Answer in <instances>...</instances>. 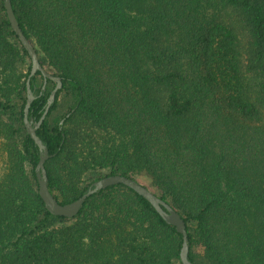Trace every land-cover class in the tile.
<instances>
[{
    "label": "trees",
    "instance_id": "trees-1",
    "mask_svg": "<svg viewBox=\"0 0 264 264\" xmlns=\"http://www.w3.org/2000/svg\"><path fill=\"white\" fill-rule=\"evenodd\" d=\"M11 1L63 82L37 129L53 195L145 178L185 219L194 264H264V0ZM31 67L0 0V264H182V234L125 184L71 218L47 209ZM30 84L37 122L56 82Z\"/></svg>",
    "mask_w": 264,
    "mask_h": 264
},
{
    "label": "water",
    "instance_id": "water-1",
    "mask_svg": "<svg viewBox=\"0 0 264 264\" xmlns=\"http://www.w3.org/2000/svg\"><path fill=\"white\" fill-rule=\"evenodd\" d=\"M5 7L7 10V14L12 25L13 30L17 34L19 40L21 41L22 45L28 51L31 60H32V67L31 73L29 75L27 81V101L24 110V122L27 128L28 133L31 137L35 140L36 144L40 150V159L36 166L37 172V179L39 183V193L47 207V209L53 212L56 215H61L65 217H74L76 216L84 201L91 195L97 193L98 191L107 188L108 186L115 185V184H125L132 188L134 191L145 197L150 203L155 207L158 213L166 220V222L173 224L176 226V229L179 233L183 236V244L181 248V261L182 264H194L189 258V243H188V231L186 228V222L183 216L172 207L170 203L162 199L159 195L154 193L147 185L143 184L142 182L129 177L123 174H108L104 175L97 180L93 181L87 191H85L81 196L77 199L67 202L61 203L51 192L48 186V175L45 167V162L49 158V150L47 145L43 142L41 137L37 134V129L43 122L47 112L50 109L51 104L54 102L57 91L62 87L63 82L62 78L58 75H55L45 69L42 65L38 52L35 46L30 42L27 38L25 33L23 32L19 21L16 17V14L13 9L12 1L11 0H4ZM37 71H41L45 77V82L48 78L52 79L56 82L54 89L51 91L50 96L47 100L46 109L39 119V121L34 122L33 118L29 117V110L32 101L35 98V94L31 89L30 80L31 77L37 73ZM63 123V120L61 121Z\"/></svg>",
    "mask_w": 264,
    "mask_h": 264
},
{
    "label": "rangeland",
    "instance_id": "rangeland-1",
    "mask_svg": "<svg viewBox=\"0 0 264 264\" xmlns=\"http://www.w3.org/2000/svg\"><path fill=\"white\" fill-rule=\"evenodd\" d=\"M6 168V152L2 149V146L0 144V178L2 177L4 171ZM140 182H142L145 185H149V182L145 178H140ZM90 178H87L85 182L82 184V186H86L90 182Z\"/></svg>",
    "mask_w": 264,
    "mask_h": 264
}]
</instances>
